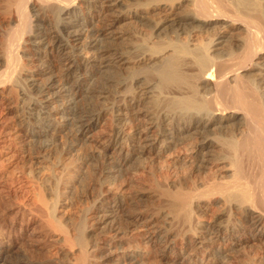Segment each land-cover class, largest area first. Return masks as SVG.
<instances>
[{
  "label": "bare ground",
  "instance_id": "6f19581e",
  "mask_svg": "<svg viewBox=\"0 0 264 264\" xmlns=\"http://www.w3.org/2000/svg\"><path fill=\"white\" fill-rule=\"evenodd\" d=\"M1 2L16 25L0 52V142L20 86L32 120L91 144L77 162L90 170L68 164L66 181L88 182L92 205L64 224L11 208L0 264H45L18 249L36 226L59 231L69 264H142L126 252L137 239L161 256L181 240L183 264H264V0ZM15 124L18 142H49L25 115ZM141 171L149 188L115 186Z\"/></svg>",
  "mask_w": 264,
  "mask_h": 264
},
{
  "label": "rangeland",
  "instance_id": "374dc122",
  "mask_svg": "<svg viewBox=\"0 0 264 264\" xmlns=\"http://www.w3.org/2000/svg\"><path fill=\"white\" fill-rule=\"evenodd\" d=\"M2 8L3 5L0 0V52L5 40L3 38L6 37L7 31L16 25V21L12 19L10 14L3 12ZM27 12L29 16L32 14V11L28 10V8ZM27 38L28 35H23L22 40H26ZM20 62L27 69H33L36 65V60H33L32 57H22L20 58ZM1 70L2 67L0 66V72ZM14 93L16 105L12 107V112L9 114L8 136L4 142H0V217L11 216L14 213V209L11 208L19 206L32 212L36 218H40L43 215L46 216L48 212L54 211L55 216L64 224L66 222L65 218L68 216H76L82 210L86 213L89 212L92 199L89 195L82 193L88 187V182L82 186L81 182L79 183L71 179L68 183L66 181V171L67 166L74 163V169L80 165L79 169L81 172L84 169L86 172L90 170V167L87 168L86 164L81 165V163L77 162L83 154L91 149V144H84L81 140L73 143L72 136L68 134L67 128L55 132L47 121L44 122L43 119L40 122L32 120V117H29L28 106H26V94L20 86L15 88ZM78 100L79 104H86V101L84 102L82 98H78ZM20 113L28 119V127L39 128L41 126L42 129L45 128L47 133L44 138H47L49 141L46 145L37 148L33 141L25 145L17 141L18 135L16 133L19 127H17L15 122ZM99 128L97 127V129ZM69 145H72L73 149L68 153H64L65 148ZM151 183L152 177L150 174L146 171H141L137 174L124 173L122 177L117 176L115 186L117 187V184L123 185L122 190L125 194L135 192L141 188H149ZM148 204L150 207L161 206L159 201L151 199L148 201ZM160 224L163 223L160 221ZM34 225L36 223L31 225L29 231L33 229ZM41 229V226H36L35 231L37 234L32 236V239L26 237L27 242L20 245L19 251H23L28 258L41 260L45 264H69V259L66 256H56L58 246L62 242H54L53 238L59 231L55 230L53 235L49 234L47 236L44 229L42 231ZM95 233L97 236H100V229L96 230ZM4 243L5 246L6 242ZM131 245L126 252L135 251L140 258H143L142 264H183L181 259L176 258L182 246L181 240L177 241L171 250L166 251V256H161L160 250L155 246L152 249L146 248L139 239L132 242ZM124 246L126 247V245ZM47 256L52 258L47 259ZM14 258L15 256H12L11 259L7 260V263H11ZM170 258L171 261L168 260ZM139 263L136 262V264ZM125 264L132 263L126 260Z\"/></svg>",
  "mask_w": 264,
  "mask_h": 264
}]
</instances>
